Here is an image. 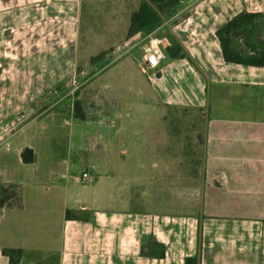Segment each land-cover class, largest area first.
<instances>
[{
  "label": "crops",
  "instance_id": "obj_1",
  "mask_svg": "<svg viewBox=\"0 0 264 264\" xmlns=\"http://www.w3.org/2000/svg\"><path fill=\"white\" fill-rule=\"evenodd\" d=\"M140 3L0 0V126L25 119L9 148L0 147V264H264V67L225 62L216 36L242 11L264 13V0L182 1L151 33L164 54L151 76L133 43L140 35L128 37ZM93 34L104 42L91 47ZM176 44L201 71L182 54L167 56ZM80 65L87 70L77 96L50 99ZM75 98L85 120L72 115ZM208 101L204 191L176 187L200 192L201 205L114 209L119 183L145 188L153 176L172 175L160 155L168 111L202 110ZM136 113L150 132L139 127L138 139L129 129ZM25 149L33 162L23 161Z\"/></svg>",
  "mask_w": 264,
  "mask_h": 264
},
{
  "label": "rangeland",
  "instance_id": "obj_2",
  "mask_svg": "<svg viewBox=\"0 0 264 264\" xmlns=\"http://www.w3.org/2000/svg\"><path fill=\"white\" fill-rule=\"evenodd\" d=\"M103 14L104 13L102 12L98 20L101 19L105 22L106 15ZM184 16L185 12H182L176 18L170 20L164 27H171L177 22V20H181ZM100 22L101 21H99V23ZM86 25L87 24L83 22V36H81V32H79V39L83 40V42L86 41L85 37L87 36L86 34L88 31H86L85 28L90 29V27H87ZM98 29H102L103 31H105L106 28L104 29L103 27H98ZM157 35L159 36V34ZM38 36L41 37L42 34H38ZM20 37L26 38L22 32L20 33ZM92 37H94V41L90 44L91 47L98 46L99 43L104 42V39H101V37L95 38L94 34L92 35ZM67 39H72L73 41L76 39L74 27H68ZM257 39L259 41H264V18L261 19L260 30L257 34ZM145 42V37L141 35L139 36V38L133 41V43L137 44L136 48L138 50H142ZM6 50L9 51L10 49ZM124 50L125 49H121L116 54H111L109 57V61L120 55ZM110 52H112V49H108L100 54H106ZM78 70H87V67L80 65L77 71ZM67 99H71V96L67 97ZM68 102H70V100L67 101V103ZM67 108L68 107L66 106L65 109ZM136 116V124L130 125L129 129L130 135L133 136V138L138 139V135L136 133L137 130H139V127L141 129H146L147 125L145 124V126L143 123H139L137 113ZM164 120V130L167 133V140L164 144H162L163 148L160 149L162 151L160 155L166 158L165 163L167 164V166H165L172 168V170H170L172 171V175L153 176V179L156 182L147 184L145 188L142 187L138 182H131L130 184L123 185L121 184V186L119 183V185L113 192V195L109 197V203H111V201L113 200L114 209L129 208L130 210H143L145 208H150L151 210L187 212L192 209L183 207V205H186V203H189L191 205H201L203 201L201 193L202 190L204 191L206 179V176L204 175V137L206 132V124L208 122V111L206 109H170L167 115L164 117ZM148 130L149 128L146 129V132L149 135L150 132ZM131 169L132 172H136L135 167H132ZM88 173L92 175L90 171H88ZM187 186H196L199 188L201 193H196L191 190H180L178 192L176 191V187L181 189ZM88 198L90 199V195H88ZM128 199L131 200V204L126 203ZM106 200L107 199L104 196L102 198L104 204ZM169 203H172V205H170ZM80 215L83 216L85 215V213L82 212L80 213Z\"/></svg>",
  "mask_w": 264,
  "mask_h": 264
},
{
  "label": "trees",
  "instance_id": "obj_3",
  "mask_svg": "<svg viewBox=\"0 0 264 264\" xmlns=\"http://www.w3.org/2000/svg\"><path fill=\"white\" fill-rule=\"evenodd\" d=\"M182 1L184 0H141L138 9L131 14L128 37L136 34L145 37L152 33L173 15ZM263 18L264 13L242 11L216 31L225 62L264 67V41L257 39L260 22ZM166 52L167 56L171 58L179 54L188 57L196 69L201 71L190 54L182 52L178 44L167 47ZM104 56L105 54H99L92 58L91 62L100 60ZM206 94L208 99V86ZM208 109L209 101L206 105V110L208 111ZM72 115L77 120H85L86 118L82 104L76 98L72 102ZM22 159L25 163L33 162L34 155L32 150L25 149L22 153ZM65 217L67 219L75 218V214L71 210H66ZM190 261L191 259L187 260V262Z\"/></svg>",
  "mask_w": 264,
  "mask_h": 264
},
{
  "label": "built area",
  "instance_id": "obj_4",
  "mask_svg": "<svg viewBox=\"0 0 264 264\" xmlns=\"http://www.w3.org/2000/svg\"><path fill=\"white\" fill-rule=\"evenodd\" d=\"M146 42L142 48L143 60L142 66L148 75H154L160 67V60L164 57L162 51V41L151 33L145 36ZM122 54V53H121ZM118 57V56H116ZM85 71H77L70 75L68 79L63 82L60 89H55L50 99L74 97L83 85V77ZM25 124L23 116H17L10 121L0 126V147L9 148L11 139L18 133V131ZM92 176L89 173H83L81 180L83 182L89 180Z\"/></svg>",
  "mask_w": 264,
  "mask_h": 264
}]
</instances>
